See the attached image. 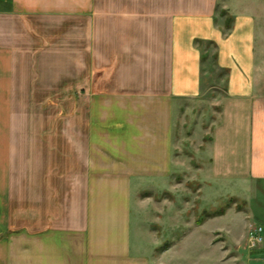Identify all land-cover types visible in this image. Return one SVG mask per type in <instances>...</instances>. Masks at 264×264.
<instances>
[{
    "label": "crops",
    "instance_id": "obj_1",
    "mask_svg": "<svg viewBox=\"0 0 264 264\" xmlns=\"http://www.w3.org/2000/svg\"><path fill=\"white\" fill-rule=\"evenodd\" d=\"M220 1L0 0V264H264V243L261 257L182 258V215L167 213L188 197L178 194L177 115L207 99L211 48L227 73L215 97L218 120L195 153L200 185L190 198L205 208L215 195L264 190V25L256 12L224 3L234 18L226 28ZM26 17L51 34L62 25L64 41L103 72L80 99L74 162L56 163L40 146L50 134L43 116L32 117L23 149L16 91L24 57L13 26ZM7 91L15 99H1ZM209 218L189 229H204Z\"/></svg>",
    "mask_w": 264,
    "mask_h": 264
},
{
    "label": "rangeland",
    "instance_id": "obj_2",
    "mask_svg": "<svg viewBox=\"0 0 264 264\" xmlns=\"http://www.w3.org/2000/svg\"><path fill=\"white\" fill-rule=\"evenodd\" d=\"M224 3L230 5L234 3L237 11L244 9V11L256 12L264 25V0H224V2L221 0L218 5V14L222 15V21L227 28L229 25L232 26L234 18L230 11L223 9ZM224 11L226 13H223ZM15 23L13 29L18 32L19 36L17 45L22 50L20 51L24 57L23 89L16 91V101L21 100L22 102L23 149L29 148L32 142L29 132L32 117L43 116L44 131L50 134L49 137L39 140L40 146L44 148V151L50 148L54 152L56 163L68 161V156H70V161L74 162L75 157L70 150L78 147L80 99L83 97L85 86L95 85L102 78L103 72L97 68L94 69L93 63L88 68V61L80 59L78 43L64 41L65 35L62 33V29L65 28L62 25L56 26L55 34H51L42 27V21L38 18L26 17L16 20ZM213 53L211 48L205 64L207 71L205 83L209 84L208 91H206L207 99L196 103L195 107L190 105L182 108V114L177 115L176 151L184 158L183 171L178 179L182 187L179 188L178 194L182 193L188 197L177 198L176 204L172 205L174 202L171 203L167 213L171 216L182 215L183 228H179L180 234L176 236L180 241L177 243V252L182 254V258H220L223 251L226 254L225 257L233 259L261 257L264 242L252 248L249 246L248 237L255 225L259 224L264 227L263 189L259 190V193L249 189L244 192L245 196L242 199L234 196L215 195L214 199L204 206L205 208H202L201 198H190L191 192L196 191L200 185L196 176L198 167L196 159L200 155L198 147L201 146L202 139H206L210 134L211 123L218 120L220 107L216 105L215 97H218L219 93L223 91L227 73V70L217 67V55ZM204 59L206 61L207 58ZM3 93H6V96H2L1 99L6 98L7 102L9 98L15 99L13 92L11 94L7 91L1 94ZM203 128H207L208 133L203 132ZM67 131L76 134V138L68 135ZM29 158L30 154L24 152V163L29 164ZM27 166L29 173V165ZM13 213L14 205H12ZM213 216L214 218H209L206 221L208 225L204 229H189L187 222L195 220L197 224L207 217ZM170 223H172V227L169 228L168 236L174 240V219L169 221L168 225ZM213 229H215L214 237ZM213 241L214 247L212 246ZM167 245L169 246V243ZM222 246H224V250ZM225 250L227 251L225 252Z\"/></svg>",
    "mask_w": 264,
    "mask_h": 264
},
{
    "label": "built area",
    "instance_id": "obj_3",
    "mask_svg": "<svg viewBox=\"0 0 264 264\" xmlns=\"http://www.w3.org/2000/svg\"><path fill=\"white\" fill-rule=\"evenodd\" d=\"M248 242L250 247H257L264 242V227L255 225L249 232Z\"/></svg>",
    "mask_w": 264,
    "mask_h": 264
},
{
    "label": "trees",
    "instance_id": "obj_4",
    "mask_svg": "<svg viewBox=\"0 0 264 264\" xmlns=\"http://www.w3.org/2000/svg\"><path fill=\"white\" fill-rule=\"evenodd\" d=\"M223 13H226V11H224ZM231 25L228 26V28L230 27Z\"/></svg>",
    "mask_w": 264,
    "mask_h": 264
}]
</instances>
